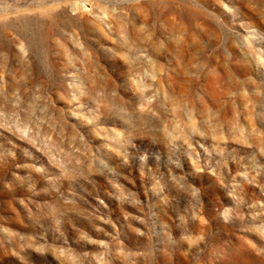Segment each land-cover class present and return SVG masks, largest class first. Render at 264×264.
<instances>
[{"label":"rangeland","instance_id":"obj_1","mask_svg":"<svg viewBox=\"0 0 264 264\" xmlns=\"http://www.w3.org/2000/svg\"><path fill=\"white\" fill-rule=\"evenodd\" d=\"M0 264H264V0H0Z\"/></svg>","mask_w":264,"mask_h":264}]
</instances>
